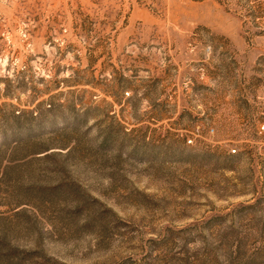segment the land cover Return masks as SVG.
Returning <instances> with one entry per match:
<instances>
[{
	"label": "rangeland",
	"instance_id": "obj_1",
	"mask_svg": "<svg viewBox=\"0 0 264 264\" xmlns=\"http://www.w3.org/2000/svg\"><path fill=\"white\" fill-rule=\"evenodd\" d=\"M0 264H264V0H0Z\"/></svg>",
	"mask_w": 264,
	"mask_h": 264
}]
</instances>
